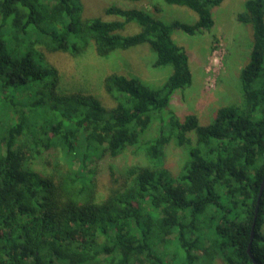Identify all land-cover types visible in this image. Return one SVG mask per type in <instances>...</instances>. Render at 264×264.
I'll list each match as a JSON object with an SVG mask.
<instances>
[{"label": "trees", "instance_id": "1", "mask_svg": "<svg viewBox=\"0 0 264 264\" xmlns=\"http://www.w3.org/2000/svg\"><path fill=\"white\" fill-rule=\"evenodd\" d=\"M223 1L164 0L193 11L189 24L136 6L108 5L116 18L103 19L83 17L81 0H0V264H264V0L236 15L252 40L242 101L204 125L170 108L192 83L173 31H211ZM128 23L139 30L124 34ZM89 43L103 59L148 46L171 71L161 85L106 74L112 106L59 90L45 51L78 57ZM172 145L184 153L176 173ZM129 149L145 163L110 168L100 195L99 162Z\"/></svg>", "mask_w": 264, "mask_h": 264}, {"label": "rangeland", "instance_id": "2", "mask_svg": "<svg viewBox=\"0 0 264 264\" xmlns=\"http://www.w3.org/2000/svg\"><path fill=\"white\" fill-rule=\"evenodd\" d=\"M246 0H224L212 11L214 25L209 32L194 36L186 35L179 29L172 34L173 40L184 47L192 73V83L183 91H176L171 96L170 108L179 118L193 113L200 124H208L215 112L222 105L239 104L242 91L239 74L248 62L251 51V30L248 24L237 21L236 15L243 10ZM83 17H101L115 19L103 13L105 7L116 4L122 7H139L153 13L164 22L177 20L192 23L197 20L190 9L177 5H168L164 0H81ZM154 5L160 11L155 12ZM139 30L135 23L124 27V34H133ZM46 61L57 69L59 90L92 94L102 103L112 106L113 102L102 89L103 77L111 72L126 76H136L144 82L161 85L171 71V67L154 68L155 54L148 46H136L125 51L115 52L108 59L95 55L89 43L87 51L78 57H71L62 52H47ZM156 124H153L155 132ZM152 132V131H151ZM184 153L174 145L166 150V165L173 173L178 172ZM141 153L126 150L115 158L106 157L99 162V190L104 194V187L109 185V169L120 173L126 166L145 163ZM214 264H223L221 260Z\"/></svg>", "mask_w": 264, "mask_h": 264}, {"label": "water", "instance_id": "3", "mask_svg": "<svg viewBox=\"0 0 264 264\" xmlns=\"http://www.w3.org/2000/svg\"><path fill=\"white\" fill-rule=\"evenodd\" d=\"M263 186H264V180H263V182H262V184H261V186H260V193H261V191H262V188H263ZM257 213V210H255V214ZM255 221V217H254V220H253V222ZM252 227H253V225H252ZM252 237H253V230H251V234H250V242H251V240H252ZM247 252H248V254H250V243L248 244V247H247ZM252 263L253 264H256V262L252 259Z\"/></svg>", "mask_w": 264, "mask_h": 264}]
</instances>
